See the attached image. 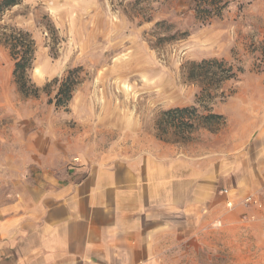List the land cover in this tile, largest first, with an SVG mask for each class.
<instances>
[{"label":"rangeland","instance_id":"374dc122","mask_svg":"<svg viewBox=\"0 0 264 264\" xmlns=\"http://www.w3.org/2000/svg\"><path fill=\"white\" fill-rule=\"evenodd\" d=\"M196 3L21 0L4 9L0 14V145L16 147L38 138L45 172L67 171L81 160L104 154L147 151L158 143L190 153L198 146L212 149V134L226 128L223 114L225 122L218 131L200 128L178 143L156 136L155 117L160 110L183 106L220 114L238 82L264 76V0H230L220 17L203 25L196 18ZM157 22L162 25L156 27ZM16 31L28 33L34 42L27 79L40 89L36 97L24 96L14 80L15 60L7 36ZM173 33L178 38L169 39ZM208 58L225 60L235 73L210 96L183 75L186 63ZM68 73L77 85L67 105L57 106L54 96ZM58 162L60 167L52 166ZM224 207L225 222L216 221V227L229 224L238 229L222 230L216 236L219 243H233L231 248H220L216 264H264V219L255 213L259 208L242 201ZM235 207L241 208L240 215L235 216Z\"/></svg>","mask_w":264,"mask_h":264},{"label":"crops","instance_id":"0c3cea01","mask_svg":"<svg viewBox=\"0 0 264 264\" xmlns=\"http://www.w3.org/2000/svg\"><path fill=\"white\" fill-rule=\"evenodd\" d=\"M235 89L210 150L158 143L45 172L38 138L0 145V264H216L233 246L216 236L238 229L216 227L221 189L264 201V76Z\"/></svg>","mask_w":264,"mask_h":264},{"label":"trees","instance_id":"16d2710c","mask_svg":"<svg viewBox=\"0 0 264 264\" xmlns=\"http://www.w3.org/2000/svg\"><path fill=\"white\" fill-rule=\"evenodd\" d=\"M21 0H0V14L4 9L19 4ZM230 0H196L194 11L196 18L203 24H209L210 20L220 17L222 10ZM162 25L156 23V27ZM177 33L168 36L169 39L178 38ZM186 33H181L184 37ZM180 37V38H181ZM7 46L14 62L13 76L18 90L24 96H38V88L28 84L27 71L32 65L34 54V42L29 34L22 31L10 33L7 36ZM183 75L186 81L198 84L203 93L210 96L214 88L235 76L231 64L223 59L208 58L200 61H191L183 66ZM77 85L71 73H68L59 82L54 96L55 105L65 106L72 98V93ZM46 86L42 89H45ZM222 114L207 110L201 113L195 106L172 107L160 110L155 117L156 136L163 141L178 143L186 141L190 135L204 128L210 132H216L224 124ZM168 136V137H167ZM172 138V139H169Z\"/></svg>","mask_w":264,"mask_h":264},{"label":"built area","instance_id":"2783aa9c","mask_svg":"<svg viewBox=\"0 0 264 264\" xmlns=\"http://www.w3.org/2000/svg\"><path fill=\"white\" fill-rule=\"evenodd\" d=\"M221 192L223 195L228 198L225 199V204L227 207H233L234 206V200L229 196V190L227 188L221 189ZM242 202L244 205L248 206H255L259 209H264V201L258 197H255L253 195H248L242 199ZM263 234H264V227H263Z\"/></svg>","mask_w":264,"mask_h":264}]
</instances>
